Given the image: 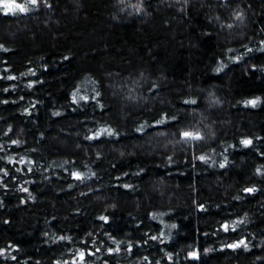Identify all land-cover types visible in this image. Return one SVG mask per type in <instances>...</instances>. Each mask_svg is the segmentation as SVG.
Masks as SVG:
<instances>
[{
	"label": "trees",
	"instance_id": "obj_1",
	"mask_svg": "<svg viewBox=\"0 0 264 264\" xmlns=\"http://www.w3.org/2000/svg\"><path fill=\"white\" fill-rule=\"evenodd\" d=\"M15 2L0 264H264V0Z\"/></svg>",
	"mask_w": 264,
	"mask_h": 264
},
{
	"label": "snow or ice",
	"instance_id": "obj_2",
	"mask_svg": "<svg viewBox=\"0 0 264 264\" xmlns=\"http://www.w3.org/2000/svg\"><path fill=\"white\" fill-rule=\"evenodd\" d=\"M27 3H30L31 5H36L38 3V0H27ZM0 10H3L4 14H15L17 11L20 13H24L30 11L31 9H29L25 3H16L15 0H12V2H9V0H0ZM183 136L186 139H200L198 134L194 135L190 132L183 133ZM243 143L247 144L250 143V141H243ZM77 178H79L78 174ZM225 230H227V226H225ZM241 243H243V241H241ZM236 246L238 245H232V247ZM81 256H83V253H81Z\"/></svg>",
	"mask_w": 264,
	"mask_h": 264
}]
</instances>
